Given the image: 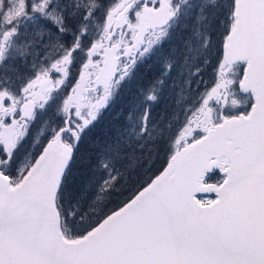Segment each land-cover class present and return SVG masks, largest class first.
<instances>
[{
	"label": "snow or ice",
	"instance_id": "snow-or-ice-1",
	"mask_svg": "<svg viewBox=\"0 0 264 264\" xmlns=\"http://www.w3.org/2000/svg\"><path fill=\"white\" fill-rule=\"evenodd\" d=\"M0 264H264V0H0Z\"/></svg>",
	"mask_w": 264,
	"mask_h": 264
},
{
	"label": "rangeland",
	"instance_id": "rangeland-1",
	"mask_svg": "<svg viewBox=\"0 0 264 264\" xmlns=\"http://www.w3.org/2000/svg\"><path fill=\"white\" fill-rule=\"evenodd\" d=\"M211 73L210 70H208V75L205 77L206 79H210ZM126 104V100L124 98L121 99L120 102L115 106V110L119 111L121 107H123ZM159 113V110L157 112H154V115H157ZM155 158V157H154ZM160 160H163V153L160 154ZM159 166V164L157 165Z\"/></svg>",
	"mask_w": 264,
	"mask_h": 264
}]
</instances>
